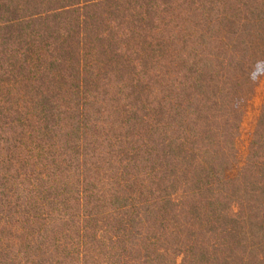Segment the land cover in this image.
Returning <instances> with one entry per match:
<instances>
[{
  "label": "trees",
  "instance_id": "16d2710c",
  "mask_svg": "<svg viewBox=\"0 0 264 264\" xmlns=\"http://www.w3.org/2000/svg\"><path fill=\"white\" fill-rule=\"evenodd\" d=\"M264 0H0V264H264Z\"/></svg>",
  "mask_w": 264,
  "mask_h": 264
},
{
  "label": "rangeland",
  "instance_id": "374dc122",
  "mask_svg": "<svg viewBox=\"0 0 264 264\" xmlns=\"http://www.w3.org/2000/svg\"><path fill=\"white\" fill-rule=\"evenodd\" d=\"M264 98V78L260 81L251 100L242 125V135L239 141L240 164L244 161L247 147L255 128Z\"/></svg>",
  "mask_w": 264,
  "mask_h": 264
}]
</instances>
